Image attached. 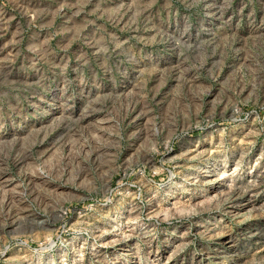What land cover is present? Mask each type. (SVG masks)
<instances>
[{"label": "rangeland", "instance_id": "obj_1", "mask_svg": "<svg viewBox=\"0 0 264 264\" xmlns=\"http://www.w3.org/2000/svg\"><path fill=\"white\" fill-rule=\"evenodd\" d=\"M0 264H264V0H0Z\"/></svg>", "mask_w": 264, "mask_h": 264}]
</instances>
